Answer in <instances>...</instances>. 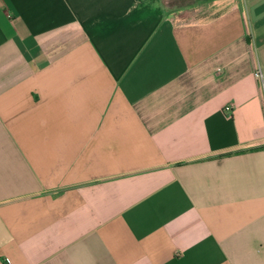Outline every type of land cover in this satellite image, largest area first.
I'll return each instance as SVG.
<instances>
[{"label": "crops", "instance_id": "1", "mask_svg": "<svg viewBox=\"0 0 264 264\" xmlns=\"http://www.w3.org/2000/svg\"><path fill=\"white\" fill-rule=\"evenodd\" d=\"M198 5L0 0V264H264V0Z\"/></svg>", "mask_w": 264, "mask_h": 264}, {"label": "rangeland", "instance_id": "2", "mask_svg": "<svg viewBox=\"0 0 264 264\" xmlns=\"http://www.w3.org/2000/svg\"><path fill=\"white\" fill-rule=\"evenodd\" d=\"M164 2L167 3V11L176 12L171 14L172 16H175V14L179 15L178 12L182 11L181 14L183 16L190 17L196 15L194 13V7L199 6L198 3H200L201 0H164Z\"/></svg>", "mask_w": 264, "mask_h": 264}, {"label": "built area", "instance_id": "3", "mask_svg": "<svg viewBox=\"0 0 264 264\" xmlns=\"http://www.w3.org/2000/svg\"><path fill=\"white\" fill-rule=\"evenodd\" d=\"M257 75L259 76V78L261 79L262 83H263V86H264V75H263V72L261 70V68H258L257 70ZM227 110H230L231 109V106H228L226 108Z\"/></svg>", "mask_w": 264, "mask_h": 264}]
</instances>
